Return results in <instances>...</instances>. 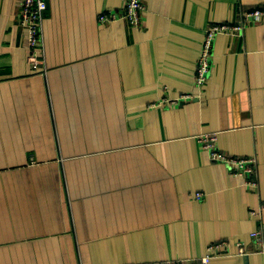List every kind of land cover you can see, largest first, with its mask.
<instances>
[{"label": "crops", "instance_id": "1", "mask_svg": "<svg viewBox=\"0 0 264 264\" xmlns=\"http://www.w3.org/2000/svg\"><path fill=\"white\" fill-rule=\"evenodd\" d=\"M143 3L133 26L98 19L126 0H46L37 72L19 0H0V264L200 259L222 239L230 251L209 264H264L234 245L264 237V21L217 34L194 85L208 25L264 0ZM201 133L255 171L211 161Z\"/></svg>", "mask_w": 264, "mask_h": 264}, {"label": "built area", "instance_id": "2", "mask_svg": "<svg viewBox=\"0 0 264 264\" xmlns=\"http://www.w3.org/2000/svg\"><path fill=\"white\" fill-rule=\"evenodd\" d=\"M19 24L21 25L27 42V63L31 70L41 72L42 59L40 57V28L43 20L44 11L47 8L46 0H19ZM144 10L143 0H126L125 7L120 12L109 11L98 16L101 22L122 19L133 26H139L141 23V12ZM264 21V8L256 7L246 10L242 13L238 21L215 22L208 25L204 31L203 41L200 47L198 59L195 65L194 85L198 91L202 90L208 77L211 61L213 58V46L215 36L219 33L238 36L242 34L243 29L251 24ZM166 88V87H165ZM189 94L182 93L177 98L171 99L168 95L163 96L158 103H152V106H162L177 104L180 100L190 98ZM217 133H201L197 135V141L201 147L207 151L211 161L226 165L232 174H252L255 171L256 160L252 157H234L221 151L217 146ZM248 184L255 186L254 181ZM201 193L197 192L198 198ZM251 214L257 217L256 211ZM251 239L256 246L248 249L247 245L241 241H235L237 254L242 255L248 251H257L264 255V237L259 230L250 233ZM230 243L225 240H219L207 247L206 253L200 259L190 258L188 260L178 259L165 262L154 263H136V264H209L215 255L228 253Z\"/></svg>", "mask_w": 264, "mask_h": 264}]
</instances>
